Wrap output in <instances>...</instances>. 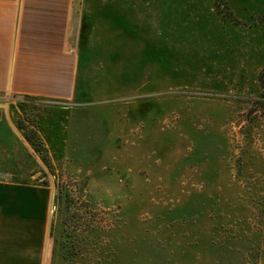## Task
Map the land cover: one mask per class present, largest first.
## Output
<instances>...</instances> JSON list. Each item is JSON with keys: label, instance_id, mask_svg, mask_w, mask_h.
I'll use <instances>...</instances> for the list:
<instances>
[{"label": "rangeland", "instance_id": "obj_1", "mask_svg": "<svg viewBox=\"0 0 264 264\" xmlns=\"http://www.w3.org/2000/svg\"><path fill=\"white\" fill-rule=\"evenodd\" d=\"M227 1L81 0L74 95L0 91L59 108L46 264H264V17Z\"/></svg>", "mask_w": 264, "mask_h": 264}, {"label": "crops", "instance_id": "obj_2", "mask_svg": "<svg viewBox=\"0 0 264 264\" xmlns=\"http://www.w3.org/2000/svg\"><path fill=\"white\" fill-rule=\"evenodd\" d=\"M80 2L0 0V91L7 88L13 98L24 94L47 103L74 95L72 70L81 60ZM227 4L239 20L264 17V0H228ZM8 101L13 125L29 146L24 135L40 149L67 145L54 118L58 107L49 110L35 130L22 120L15 100L8 97ZM32 152L9 125L6 110H0V264H42L45 233L50 229V187L45 191V185L33 188L26 181L39 173L29 166L28 153L32 156ZM18 176L25 181H18Z\"/></svg>", "mask_w": 264, "mask_h": 264}, {"label": "water", "instance_id": "obj_3", "mask_svg": "<svg viewBox=\"0 0 264 264\" xmlns=\"http://www.w3.org/2000/svg\"><path fill=\"white\" fill-rule=\"evenodd\" d=\"M0 106H2L5 110L7 109V103L0 104ZM6 117H7V120H8L9 125L14 130V132L18 135V137L20 139L23 140V143L28 147V149L30 151H32V148L27 144V142L23 139V137L20 135V133L18 132V130L14 127V125L10 121V119L8 117L7 110H6ZM36 160L38 161V163L42 167L43 171L46 173V175H47V177L49 179V183H50L49 207H48V223L50 225V218H51V214H52V206H53V199H54V183H53V180H52V176H51L49 170L47 169V167L44 165V163L38 157L36 158ZM48 231H49V227L47 228L46 233H45L44 246H43V256H42V264H44V253H45V249H46V242H47V239H48Z\"/></svg>", "mask_w": 264, "mask_h": 264}, {"label": "trees", "instance_id": "obj_4", "mask_svg": "<svg viewBox=\"0 0 264 264\" xmlns=\"http://www.w3.org/2000/svg\"><path fill=\"white\" fill-rule=\"evenodd\" d=\"M27 99H30V101H33L32 97H28ZM25 139L28 141V143L30 144V146L33 148L34 151H39L40 150V146H37L34 142L30 141L29 136L24 135ZM42 160L44 163L47 164V162L45 161V158L42 157Z\"/></svg>", "mask_w": 264, "mask_h": 264}, {"label": "built area", "instance_id": "obj_5", "mask_svg": "<svg viewBox=\"0 0 264 264\" xmlns=\"http://www.w3.org/2000/svg\"><path fill=\"white\" fill-rule=\"evenodd\" d=\"M28 97H31V96H27V95L21 94V95H16V96H14V99H15V100H18V101H20V102H22V103L32 102V101H30V99H27ZM32 98H34V97H32ZM35 100H36V99H35ZM35 100L33 99V102H34Z\"/></svg>", "mask_w": 264, "mask_h": 264}, {"label": "bare ground", "instance_id": "obj_6", "mask_svg": "<svg viewBox=\"0 0 264 264\" xmlns=\"http://www.w3.org/2000/svg\"><path fill=\"white\" fill-rule=\"evenodd\" d=\"M51 219V218H50ZM46 248H47V242H46ZM45 252H46V249H45Z\"/></svg>", "mask_w": 264, "mask_h": 264}]
</instances>
